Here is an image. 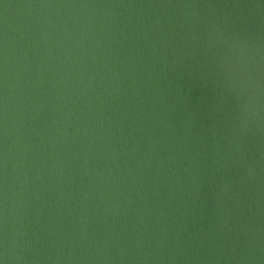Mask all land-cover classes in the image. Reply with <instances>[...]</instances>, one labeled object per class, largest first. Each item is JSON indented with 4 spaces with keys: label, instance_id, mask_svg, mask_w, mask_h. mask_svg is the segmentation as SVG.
<instances>
[{
    "label": "water",
    "instance_id": "water-1",
    "mask_svg": "<svg viewBox=\"0 0 264 264\" xmlns=\"http://www.w3.org/2000/svg\"><path fill=\"white\" fill-rule=\"evenodd\" d=\"M0 264H264V0H0Z\"/></svg>",
    "mask_w": 264,
    "mask_h": 264
}]
</instances>
